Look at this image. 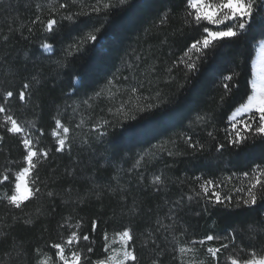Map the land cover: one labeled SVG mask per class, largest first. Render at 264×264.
I'll list each match as a JSON object with an SVG mask.
<instances>
[{"label": "trees", "instance_id": "16d2710c", "mask_svg": "<svg viewBox=\"0 0 264 264\" xmlns=\"http://www.w3.org/2000/svg\"><path fill=\"white\" fill-rule=\"evenodd\" d=\"M57 2L70 3L71 0ZM94 2L77 0L76 6L70 7L69 11L80 10V4L85 5L84 11H88L86 6ZM111 2L117 7L101 32L97 33L98 40L88 42L80 52L74 48L69 52V46L81 36H86L91 28L76 27L63 21V26L54 35L46 34L39 24L31 25V21L36 15H41V19L47 17L48 0H0V73H4L0 75V93L5 89L19 90L26 78L33 85L28 107L18 100L9 102L14 114L21 122L37 119L38 126L45 132L40 138L41 146L53 148L54 141L49 133L54 127L53 117L58 106L62 109L67 104L77 108L76 113L69 110L61 117L73 127L72 134L77 137L72 151H53L51 158L39 169L40 178L56 195L29 203L23 213L6 207V201L0 203V222L5 225L3 231L6 233L0 238V264H36V248L53 255L55 250L51 249V244L61 242L69 234L70 230L58 228V224L69 215L83 217L82 233L87 232L90 240L94 241L91 254L94 260L104 256L105 231L110 238L116 231L131 226L136 237L133 247L139 264H152L157 257L160 264H179V253L174 251L176 245L171 235L164 229L156 233V221L160 219L164 224L170 223L166 216L171 203L190 194L191 188H198L195 177L215 180L220 185L218 190L221 194L231 195L233 203L230 207L208 206V211L203 212V200L199 203L194 200L190 204L185 200L179 212L182 219L178 221L181 229H186L184 237L177 234L181 243L207 234L225 235L232 229L238 232L243 229L246 237L248 224L264 218V201L258 200L252 209L235 207V201L246 195L236 191L246 186L247 180L242 173L250 172L255 165L264 167V142L253 138L238 148L226 146L221 152L215 150L217 143H226V117L235 100L239 99L237 94L220 107V81L234 69L240 73V92L246 85L250 90L256 46L264 40V11L258 6L250 31L231 46L206 57L188 82L183 79L182 72L175 73L173 82L164 69L183 54L192 34L190 30H182L180 0H127L123 6L118 4V0ZM260 2L264 3V0ZM37 4L43 7L42 14L37 11ZM163 8H175L176 11L164 28L153 27L158 25V13ZM91 22H96L95 16ZM28 26L34 28L33 32L27 31ZM165 36L168 43L162 45L160 41ZM42 42L53 44L51 53L43 52ZM133 62L140 64L139 78L145 81V88L138 94L126 90V84L119 82L122 76L132 75L128 65ZM152 64L158 70L157 76L144 71L146 65ZM9 66L18 69L15 76L7 74ZM30 74L40 76L39 86L30 80ZM110 80L112 85L108 84ZM70 83L78 85L79 91L69 87ZM157 90L161 93V100L155 99ZM96 92L101 96L96 97ZM88 96L93 97L90 106L82 105L81 101ZM150 96L151 99H146ZM147 103L159 104V107L136 113L138 106ZM122 105L129 117L136 115V118L117 116L116 111ZM109 107L112 112L108 111ZM205 113L212 117L207 125L193 123L198 114ZM81 119L85 123L76 129L74 125ZM105 119L112 121V126L106 129L107 135L99 137L91 131V126L103 123ZM208 131L213 132L215 140L207 135ZM185 134L203 143L204 150L188 148L183 139ZM85 137L89 138V144L82 142ZM168 151L173 155L168 156ZM146 152L155 155L150 163L142 162L137 169L136 161ZM21 155L16 138L6 135L0 145V169L8 160L19 161ZM12 167L15 169L18 165ZM66 170L74 174L69 176ZM160 173L167 177V184L157 194L152 191L149 181L154 174ZM233 173L236 175L232 176ZM141 175L144 176L143 181L139 180ZM229 176H232L231 180ZM94 184L99 187L94 188ZM109 188H124L125 191L113 194ZM4 190L0 189V192ZM89 190L100 192V198L93 195L83 204L73 203L75 197L83 196ZM37 207L45 215L34 219L32 224H25L24 219H28L29 214L32 217L38 215ZM196 212L201 215L197 216ZM13 216H23V219L14 222ZM93 219L98 222L95 232L91 231ZM149 231L153 232L156 244L144 246V241L149 239ZM240 239L238 236V241ZM219 243L208 242L202 248L197 245L200 258L205 257L207 246H219ZM85 246V242H81V247ZM173 256L177 259L174 260ZM191 258L192 253L184 256L185 260Z\"/></svg>", "mask_w": 264, "mask_h": 264}, {"label": "snow or ice", "instance_id": "6c2138e0", "mask_svg": "<svg viewBox=\"0 0 264 264\" xmlns=\"http://www.w3.org/2000/svg\"><path fill=\"white\" fill-rule=\"evenodd\" d=\"M127 0H118V4L123 6ZM77 0L68 2H57V0H48L47 3V17L41 19V15H36L35 19L31 21V25L39 24L40 28L46 34H55V32L63 26V21H68L79 27L91 28L86 36H81L78 41L69 46L68 51L71 52L73 48L76 52L84 49V46L90 41H97V33H100L107 24L110 15L117 7L111 0L103 2L102 0H95L94 3L88 4L86 7L88 11H84L85 5L80 4V10L69 11L70 7H74ZM259 6L261 11H264V3L260 0H180V12L182 19V30L192 33L189 37V43L185 45L183 54L167 66L164 71L170 81H175V73L182 72L183 79L188 82L190 76L197 73L200 65L206 57L217 53L219 49L225 46H231L237 40L244 37L251 29L252 21L256 16V9ZM39 13H43V7L40 4L36 5ZM63 10V12H62ZM175 8H163L158 13V25L153 27L164 28L168 25ZM95 16L96 22H91ZM59 17V18H58ZM87 17V19H81ZM102 17V18H101ZM97 23L99 26H97ZM32 26L27 27L29 33L33 32ZM83 31V29H81ZM183 34V33H182ZM175 35V33H173ZM8 39L7 36L4 37ZM162 45L167 44V37L160 41ZM40 47L43 52H50L53 49V44L42 42ZM260 57L257 61V66L253 73V78L250 83V90L247 85L244 91L240 92V73L231 70V74L224 75L220 81L219 87L221 94L219 97V106L223 107L229 100L234 99L239 94V99L230 109V114L227 115V127L224 129L226 136V143H217L215 150L221 152L226 146L240 147L249 139L259 138L264 142V41L260 44ZM143 59V58H140ZM59 63V62H58ZM63 67V64H60ZM130 76H122L119 82L126 84V90H130L133 94H138L145 88V81L139 78L140 64L133 62L128 65ZM144 71L148 75L157 76L158 70L154 64L146 65ZM18 69L15 66H9L7 74L15 76ZM4 75V73H0ZM116 80V77L113 78ZM30 80L39 86L41 79L39 75H31ZM135 81V83H129ZM150 85L151 81H147ZM109 85L113 81H108ZM32 83L26 78L25 82L19 90L13 91L5 89L0 93V145L3 144L6 135H11L17 140L18 147L21 149V159L19 161L8 160L4 167L0 169V189H5L0 192V203L6 201V207L10 209L19 210L23 213L24 209L29 203L40 201L42 198H53L56 193L49 189V185L45 180L39 176L40 167L47 162L55 153L71 152L77 142V137L73 136V127H70L61 118L66 115L69 110L76 113L77 108L72 105H65L62 109L58 106L57 114L53 117L54 127L51 128L49 135L53 138L54 147H42L41 137L45 135L44 129L38 126L37 119L21 120L14 114L9 102L18 100L24 107L29 106L32 97ZM69 87L75 88L79 91L78 85L69 84ZM151 92V88L149 87ZM96 97H100L101 93L96 92ZM71 98V97H69ZM93 97L88 96L81 101L82 105L90 106L89 102ZM151 99V96L146 98ZM156 100H161V93L157 90L155 95ZM159 104L147 103L136 108V113L150 111L158 108ZM109 112L112 108L109 107ZM131 111V110H130ZM116 115H123L126 119H135L136 115L128 116V112L124 111L123 105L117 109ZM212 117L205 113L197 115L194 124L207 125ZM85 123L81 119L74 125L76 129L81 128ZM112 126V121L105 119L103 123H95L91 126V131L97 133L99 137L107 135L106 129ZM207 135L212 139H216L212 131H208ZM183 139L188 148L193 151H203L204 144L199 140H194L191 135H183ZM84 144H89L90 140L85 137L82 141ZM154 153H145L136 161V168L139 169L142 162L150 163L154 157ZM173 153L168 151V156ZM147 157V160L145 159ZM12 165H18L15 169ZM66 173L71 176L74 173L66 170ZM236 175L235 173L232 176ZM242 175L246 178V186L236 189L238 193H246L240 196L235 201L237 209L245 208L252 209L259 201H264V167L255 165L250 172H243ZM232 176L228 179L231 180ZM198 183V188L193 187L190 194L181 197L180 200L173 201L169 207V212L166 219L170 221L164 224L162 220L157 219L156 233L161 229L169 232L172 237V242L176 247L174 251L179 253V264H264V218H259L251 222L247 226L248 235L243 236V229H232L225 235L207 234L202 238H192L181 243L177 238L186 235V229H181L178 223L182 217L179 216L180 210L184 201L187 200L189 204L192 201L199 203L203 200L205 207L203 212L208 211V206L222 205L230 207L233 203L231 195H222L218 190L220 185L213 179H204L202 177L194 178ZM140 181L144 180V176L139 177ZM203 182H200V181ZM167 184V177L160 174H154L149 181V186L155 193L161 192ZM94 188L99 187L93 185ZM71 191V189H69ZM124 188H109V192L115 194L116 192H124ZM95 195L96 199L101 196L100 192L93 193L91 190L86 191L83 196L78 195L73 199V203L80 205L86 200ZM121 199H125L121 196ZM225 201L228 203L226 204ZM37 216L32 217L29 214L28 219H24L25 224H32L34 219H39L40 215H45L44 212L37 207ZM135 213V208L132 209ZM197 216L200 212L195 213ZM15 222L21 217H12ZM74 220V223H73ZM83 217H73L71 215L65 217L61 223L58 224L59 229L70 230L66 238L61 242L52 243L51 249L55 252L49 255L43 252L40 248L35 249L37 256L36 264H139V257L133 245L136 242L133 228L125 226L122 230L114 233L113 239L110 241L108 233H103V258L92 259L94 241L90 240L87 232L82 233ZM5 225L0 222V238L4 237L6 233L3 231ZM10 227V225H9ZM98 229V222L96 219L91 221V231L95 232ZM176 233V234H173ZM149 239L144 241V246L149 243L156 244V238L152 231L147 233ZM238 236L241 239L238 241ZM167 239V238H166ZM220 242L219 246H207L206 254L203 259L200 258V248L205 246L208 242ZM81 242H85V247H81ZM118 244V247L113 245ZM230 250V251H229ZM186 253H192V258L185 260ZM227 253V255H223ZM162 254V253H161ZM19 255V253H18ZM54 256V258H53ZM43 257V258H41ZM176 260L177 257L173 256ZM152 264H160L157 258L152 260Z\"/></svg>", "mask_w": 264, "mask_h": 264}, {"label": "rangeland", "instance_id": "374dc122", "mask_svg": "<svg viewBox=\"0 0 264 264\" xmlns=\"http://www.w3.org/2000/svg\"><path fill=\"white\" fill-rule=\"evenodd\" d=\"M262 41H264V40H260V41L257 43V46H256V53H255V56H254L253 61H252V67H253V70H252V78H253V73H254V71H255V68H256V66H257V61H258V59H259V57H260L259 49H260V44H261ZM51 52H52V51H50L49 53H51ZM75 81H76V83H78V79H76ZM113 237H114V236H112V237L109 238L110 241L113 239ZM113 246H114V247H118L119 245H118V244H115V245H113Z\"/></svg>", "mask_w": 264, "mask_h": 264}]
</instances>
